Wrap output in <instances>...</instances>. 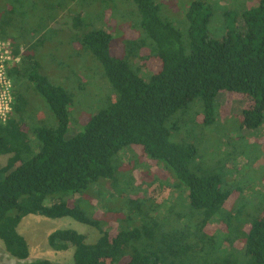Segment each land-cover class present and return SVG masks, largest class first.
I'll use <instances>...</instances> for the list:
<instances>
[{
    "label": "trees",
    "instance_id": "16d2710c",
    "mask_svg": "<svg viewBox=\"0 0 264 264\" xmlns=\"http://www.w3.org/2000/svg\"><path fill=\"white\" fill-rule=\"evenodd\" d=\"M13 4L12 13L18 9L37 18L33 36L40 39L32 42L22 31L10 34L11 21L0 22V38L21 59L8 70L14 105L0 124V157H8L0 164V240L8 253L29 259V244L18 228L33 215L69 217L99 233L92 243L73 229L51 234L53 249H74V264H264V206L252 205L240 188L225 182L220 171L227 160L203 170L195 165L202 153L198 143L178 136L197 111L207 127L220 128L221 96L242 104L243 127L262 128L264 0L244 15L242 32L228 31L221 40L210 36L212 12L202 2L187 13V36L163 19L157 0ZM62 10L70 14L73 32L83 35L69 56L93 64L113 89L110 101L73 137L67 134L74 96L38 61L46 26ZM106 14L119 21L118 37L106 28ZM99 78L95 74V82ZM31 94L46 100L56 123L37 120ZM130 147L140 148L143 163L154 164V170L157 165L166 179L146 182L137 192L128 182L130 169L117 173L115 166ZM101 180L113 183L108 196L96 194L91 214L75 198L91 187L100 193ZM100 201L107 203L102 211Z\"/></svg>",
    "mask_w": 264,
    "mask_h": 264
},
{
    "label": "rangeland",
    "instance_id": "374dc122",
    "mask_svg": "<svg viewBox=\"0 0 264 264\" xmlns=\"http://www.w3.org/2000/svg\"><path fill=\"white\" fill-rule=\"evenodd\" d=\"M14 1L0 0V22L3 20L11 21L13 26L10 28V34L16 35L22 31L28 36V40L36 42L40 36L35 38L33 32L40 23L37 22V18L31 17V13L24 15L18 12L21 11L18 9L12 13L10 6H14ZM258 1L157 0L161 6L163 19L182 31L185 36L189 32L187 13L194 3L202 2L211 9L212 19L209 25V34L217 40L223 39L226 33L231 30L242 32L244 15L257 6ZM104 2L107 3V1ZM108 14H106L105 19L106 28L115 32V37H118L120 31L116 30V25L119 21L113 20ZM72 22L73 20L67 11L58 12L53 21H50V24L46 26L48 33L46 34V43L38 54V61L44 73L53 79L57 85L69 89L74 96V104L70 107L71 124L68 137H73L83 131L90 119L101 110L104 104L110 101L113 94L111 85L102 74L101 76L98 74L99 72L96 70L97 68L93 67V64L82 65L81 59L69 56L74 48L76 50L74 44L77 42L76 39L83 36L82 33L73 32ZM126 27H123V31L128 33ZM48 30L51 32L49 33ZM116 45H119L118 41H116ZM95 74L100 77L96 82ZM30 98L35 102V112L39 122L56 123L53 112L44 98L37 94H31ZM218 104L220 108L218 121L220 124L223 123L219 125L220 128H214L218 124L207 127L203 124L205 115L197 111V113L190 114L186 118L189 129L180 131L178 136L181 135L185 142L198 143L202 153H200L195 165L197 167L200 165L203 170H213L220 160H227L220 171L225 182L240 188L243 196L247 200L250 199L252 205L264 206V124L260 129L249 130L241 124L240 117L243 106L239 101L228 102L224 96H221ZM7 159L8 157H0V164L5 165ZM145 163L141 159L140 148L136 147L127 148L115 160L117 173H122L126 167L130 169L128 172L131 179L128 182L137 186V192L138 188L146 182H152L155 178L166 179L165 173L157 165L155 166L157 169L154 170V164L151 166L149 162ZM110 183L113 181L101 180L99 184V186L102 185L100 193L91 187L85 194L75 199L78 200L79 205L84 210L92 214L95 212L94 206L98 199L96 194L108 196ZM144 191L148 195L146 188ZM171 192L174 194V189ZM107 200L106 202L110 203V200ZM107 203L102 201L97 203L98 211H102L101 208H105ZM212 226L217 227L218 224L214 223ZM62 229H73L86 235L88 243L95 242L99 237V233L95 229L69 217L49 219L42 216H28L22 221L18 231L29 244V259L21 261L12 257L4 242L0 240V264H30L36 260H49L52 264H74L73 248L58 251L49 244L51 234Z\"/></svg>",
    "mask_w": 264,
    "mask_h": 264
},
{
    "label": "built area",
    "instance_id": "2783aa9c",
    "mask_svg": "<svg viewBox=\"0 0 264 264\" xmlns=\"http://www.w3.org/2000/svg\"><path fill=\"white\" fill-rule=\"evenodd\" d=\"M20 61V58L13 56L12 44L0 38V124L6 123L14 105L13 81L8 70L12 64Z\"/></svg>",
    "mask_w": 264,
    "mask_h": 264
}]
</instances>
